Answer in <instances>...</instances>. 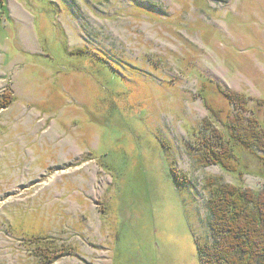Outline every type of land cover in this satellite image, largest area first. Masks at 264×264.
Listing matches in <instances>:
<instances>
[{
  "label": "rangeland",
  "instance_id": "rangeland-1",
  "mask_svg": "<svg viewBox=\"0 0 264 264\" xmlns=\"http://www.w3.org/2000/svg\"><path fill=\"white\" fill-rule=\"evenodd\" d=\"M233 92L264 121V0H0V264H202L212 180L263 181L203 167Z\"/></svg>",
  "mask_w": 264,
  "mask_h": 264
},
{
  "label": "trees",
  "instance_id": "trees-1",
  "mask_svg": "<svg viewBox=\"0 0 264 264\" xmlns=\"http://www.w3.org/2000/svg\"><path fill=\"white\" fill-rule=\"evenodd\" d=\"M225 97L235 114V124L229 128L230 140L225 144L217 132L207 138V153L216 160L203 167L217 165L228 170L225 161L236 156L231 143L250 152L255 150L264 166V121L247 114L250 100L243 94L233 92ZM257 103L264 106V101ZM262 178L258 192L212 180V201L206 217L208 244L198 245L202 264H264V169Z\"/></svg>",
  "mask_w": 264,
  "mask_h": 264
}]
</instances>
